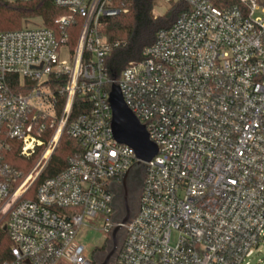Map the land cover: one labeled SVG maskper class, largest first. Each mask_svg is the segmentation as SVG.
<instances>
[{
    "label": "built area",
    "instance_id": "built-area-1",
    "mask_svg": "<svg viewBox=\"0 0 264 264\" xmlns=\"http://www.w3.org/2000/svg\"><path fill=\"white\" fill-rule=\"evenodd\" d=\"M164 1L188 9L117 79L98 23L127 12V0H53L65 13L51 28L0 32V264H94L78 233L91 220L109 238L110 186L137 160L113 137L112 85L157 147L121 225L118 264H251L264 253V3ZM45 121L53 131L42 140ZM63 133L79 151L37 181ZM11 147L37 156L26 173L4 161Z\"/></svg>",
    "mask_w": 264,
    "mask_h": 264
},
{
    "label": "trees",
    "instance_id": "trees-1",
    "mask_svg": "<svg viewBox=\"0 0 264 264\" xmlns=\"http://www.w3.org/2000/svg\"><path fill=\"white\" fill-rule=\"evenodd\" d=\"M127 1L129 3L127 12L120 13L112 18L101 19L98 23V32L109 46L108 53L104 58V69L111 79H117L130 61L140 60L142 50L154 41L156 32L159 29L169 28L176 18L188 9L185 1L168 2V8L164 14L154 17L152 11L158 0ZM211 1L219 8L243 5L241 0ZM256 1L261 2L264 0ZM64 13V10L54 6L53 0H0V32L19 29L24 19L34 17H39L43 26L51 28L54 19ZM80 25L81 21L75 19L68 29V44L70 47H73L76 43ZM62 80L61 82H64V78ZM81 101V97L76 95L73 115L81 112L79 111V102ZM43 124L45 125L44 131L37 136L42 140H47L53 131V127L47 121ZM79 149L78 141L63 133L58 146L37 181L58 173L64 168L67 157L75 154ZM36 158L37 156L29 159L20 158L14 147L4 150V161L23 173H26L32 167ZM7 244L8 242L3 240L2 247ZM119 258L120 250L116 254L115 264H118Z\"/></svg>",
    "mask_w": 264,
    "mask_h": 264
},
{
    "label": "water",
    "instance_id": "water-1",
    "mask_svg": "<svg viewBox=\"0 0 264 264\" xmlns=\"http://www.w3.org/2000/svg\"><path fill=\"white\" fill-rule=\"evenodd\" d=\"M108 101L112 112L113 137L118 143L129 146L137 160L123 173L119 183H112L110 186L113 193L112 206L116 210L113 222L118 224L109 234L108 250L103 261L94 264H108L111 257L118 253L123 236L121 225L128 223L134 213L129 200L142 186V163L149 161L157 153L156 145L149 140L144 126L124 103L117 86L111 87Z\"/></svg>",
    "mask_w": 264,
    "mask_h": 264
},
{
    "label": "rangeland",
    "instance_id": "rangeland-1",
    "mask_svg": "<svg viewBox=\"0 0 264 264\" xmlns=\"http://www.w3.org/2000/svg\"><path fill=\"white\" fill-rule=\"evenodd\" d=\"M259 3H264V1H261ZM167 8V3L164 0H158L155 7L153 8L152 14L154 17L161 16L162 14H164ZM40 26L41 19L39 17L24 19L21 24V27L24 29L36 28ZM61 57L66 59L67 54L64 52L62 53ZM86 223L89 225V227H82L78 233L77 238L79 242L85 246L87 257L89 259H93L96 262L97 259L101 257L100 254L102 252L103 254H105L108 250L107 234L99 228V222L86 220ZM262 257H264V253H257L252 256V258L250 259V263L257 264Z\"/></svg>",
    "mask_w": 264,
    "mask_h": 264
},
{
    "label": "flooded vegetation",
    "instance_id": "flooded-vegetation-1",
    "mask_svg": "<svg viewBox=\"0 0 264 264\" xmlns=\"http://www.w3.org/2000/svg\"><path fill=\"white\" fill-rule=\"evenodd\" d=\"M139 193H140V189H139V191H137V192L134 194L133 198L129 200V203H131L132 206H133V211H135V209H136L137 202H138V197H139ZM100 256H101V257H100L99 259H97L96 262H99V263L102 262L103 259H104L105 254H103V252H102V253L100 254ZM114 260L116 261V256H115V255H114L113 257H111V259H110V261H109L108 264H114Z\"/></svg>",
    "mask_w": 264,
    "mask_h": 264
}]
</instances>
